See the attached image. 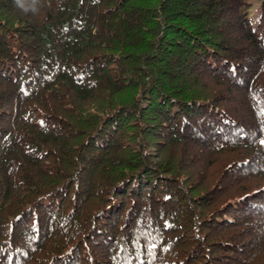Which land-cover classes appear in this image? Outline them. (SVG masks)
<instances>
[{
	"label": "trees",
	"instance_id": "16d2710c",
	"mask_svg": "<svg viewBox=\"0 0 264 264\" xmlns=\"http://www.w3.org/2000/svg\"><path fill=\"white\" fill-rule=\"evenodd\" d=\"M0 0V264H264V0Z\"/></svg>",
	"mask_w": 264,
	"mask_h": 264
},
{
	"label": "clouds",
	"instance_id": "9594fccd",
	"mask_svg": "<svg viewBox=\"0 0 264 264\" xmlns=\"http://www.w3.org/2000/svg\"><path fill=\"white\" fill-rule=\"evenodd\" d=\"M35 2L36 0H31L32 10L35 11ZM17 5L22 8L24 11H28V6H26L25 0H16Z\"/></svg>",
	"mask_w": 264,
	"mask_h": 264
},
{
	"label": "snow or ice",
	"instance_id": "6c2138e0",
	"mask_svg": "<svg viewBox=\"0 0 264 264\" xmlns=\"http://www.w3.org/2000/svg\"><path fill=\"white\" fill-rule=\"evenodd\" d=\"M262 143H264V141H262Z\"/></svg>",
	"mask_w": 264,
	"mask_h": 264
}]
</instances>
